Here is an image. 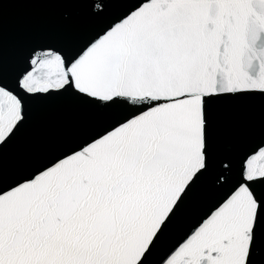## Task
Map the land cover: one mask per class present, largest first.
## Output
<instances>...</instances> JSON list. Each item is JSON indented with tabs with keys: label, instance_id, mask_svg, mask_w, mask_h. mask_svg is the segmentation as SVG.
<instances>
[{
	"label": "snow or ice",
	"instance_id": "6c2138e0",
	"mask_svg": "<svg viewBox=\"0 0 264 264\" xmlns=\"http://www.w3.org/2000/svg\"><path fill=\"white\" fill-rule=\"evenodd\" d=\"M10 3L86 10L78 46L40 44L9 79ZM67 49V50H66ZM97 119L38 145L6 183L3 155L38 110ZM259 104L245 148L227 115ZM264 257V0H0V264H257Z\"/></svg>",
	"mask_w": 264,
	"mask_h": 264
},
{
	"label": "water",
	"instance_id": "95a60500",
	"mask_svg": "<svg viewBox=\"0 0 264 264\" xmlns=\"http://www.w3.org/2000/svg\"><path fill=\"white\" fill-rule=\"evenodd\" d=\"M104 20L91 17L86 10L67 16L65 10L53 7L10 3L3 11V63L11 79L23 66L31 49L40 44L72 47L98 31ZM67 50V49H66ZM262 118L259 104H239L227 115L228 125L235 132L226 139L227 144H237L243 149L258 139ZM97 117L70 99L53 101L38 110L35 127L17 145L6 148L3 155L5 182L7 183L30 157L38 145L60 139L91 127ZM264 264V257H257Z\"/></svg>",
	"mask_w": 264,
	"mask_h": 264
}]
</instances>
